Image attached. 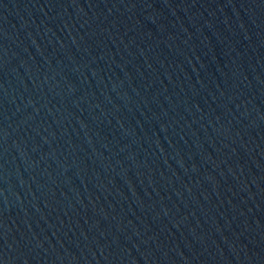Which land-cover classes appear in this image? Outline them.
I'll return each instance as SVG.
<instances>
[{"label": "water", "instance_id": "water-1", "mask_svg": "<svg viewBox=\"0 0 264 264\" xmlns=\"http://www.w3.org/2000/svg\"><path fill=\"white\" fill-rule=\"evenodd\" d=\"M0 264H264V0H0Z\"/></svg>", "mask_w": 264, "mask_h": 264}]
</instances>
